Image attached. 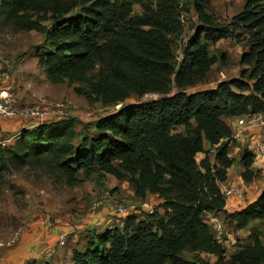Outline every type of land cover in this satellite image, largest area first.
<instances>
[{"label": "trees", "instance_id": "obj_1", "mask_svg": "<svg viewBox=\"0 0 264 264\" xmlns=\"http://www.w3.org/2000/svg\"><path fill=\"white\" fill-rule=\"evenodd\" d=\"M209 2L194 0L201 21L209 19ZM167 3L158 0L155 10L143 3V16L112 0L2 3L1 13L17 30L45 32L50 49L39 62L51 83L80 84L77 93L90 103L122 106L90 125L81 139L76 120L65 118L25 128L9 145L0 143V181L7 171L26 167L69 187L81 175L86 180L97 172L117 179L130 176L139 200L155 195L166 213L156 220V213L142 219L134 215L123 228L93 231L83 248L73 250L72 264H211L189 261L182 256L185 251L214 255L217 263L224 258L225 249L204 215L226 211L221 185L228 181L234 159L233 131L225 120L264 115V0H245L244 12L236 18L249 32L250 50L242 63L253 66L250 74L191 94L182 89L203 79L215 64L210 44L235 36L226 28L199 30L176 69L169 39L176 12ZM173 78L181 91L170 95ZM147 94L165 97L124 105L133 95ZM180 127L186 133L176 132ZM207 144L214 148V161ZM199 154L204 155L200 163ZM250 155L242 157L245 183L254 177L255 157ZM238 216L243 226L264 219V192ZM231 264H264V247L255 242L234 255Z\"/></svg>", "mask_w": 264, "mask_h": 264}, {"label": "rangeland", "instance_id": "obj_2", "mask_svg": "<svg viewBox=\"0 0 264 264\" xmlns=\"http://www.w3.org/2000/svg\"><path fill=\"white\" fill-rule=\"evenodd\" d=\"M112 1L131 5L133 14L139 16L144 15L143 3L153 4L154 10L158 4V0ZM166 1L176 12V27L169 35L174 55L173 65L176 69L182 62L184 47L199 30L226 28L235 36L232 39L210 44L209 56L214 58L215 64L203 79H194L192 86L182 91L191 94L214 89L222 81L241 79L243 73H246V76L250 74L253 66L242 63V57L250 50L249 32L236 20L244 12L245 0H210L206 11L209 17L207 21L199 19L194 9V0ZM3 2L4 0H0V59L2 69L8 72L9 79L2 84V87L9 88L20 105L41 106V108L63 106V117L56 116L51 121L75 119L79 139L90 133V125L99 118L115 113L121 108L122 105L103 106L101 103H90L82 94L77 93L78 89L83 87L80 84L69 81L62 84L51 83L39 62L41 55L50 49L45 32L17 30L15 24L8 21L1 13ZM50 25V21L43 24L47 28ZM203 42L206 43L205 38ZM170 89V95L181 91L177 88L174 78ZM164 97L159 94L133 95L124 102V105L158 101ZM193 125L195 126L194 122ZM232 126L233 129L236 128L235 123ZM178 131L186 133L184 127L177 128L176 132ZM206 147L211 152V161H214V148L208 144ZM246 152L251 153L247 144L231 145L230 155L234 159V167L228 179L231 184L244 185L245 196L242 202L237 206H234L236 203L232 202V205L222 213L204 215V220L210 228L213 226V217L223 225V234L220 239L225 249L223 260L217 263L218 259L214 255L192 251H185L182 254L185 259L194 262L206 261L211 264H231L234 255L246 247L253 246L255 242H259L264 247V219H251L243 226L238 216L255 203L264 192V159L252 160L251 169L254 171V177L250 183H245L242 178L244 170L242 157ZM203 158L204 155L199 154L198 163ZM80 179L76 186L69 187L39 169L26 167L21 170L7 171L0 181V256H3L10 248L9 244L13 242L16 233L36 220L48 219L53 223L60 220L73 225V221L79 219L84 229L88 227L92 230H85L81 234L80 240H85L93 231L107 229L104 226L116 205L140 201L135 195L130 176L117 179L97 172L86 180L81 175ZM107 194L110 198L103 207L99 208L98 219H96L97 216L92 213L91 208ZM146 197L145 200L152 203L156 213L152 220L165 216V210L161 207L162 201L155 195L147 194ZM147 215L148 213H143L138 216L142 219ZM105 220V223L97 224Z\"/></svg>", "mask_w": 264, "mask_h": 264}, {"label": "built area", "instance_id": "obj_3", "mask_svg": "<svg viewBox=\"0 0 264 264\" xmlns=\"http://www.w3.org/2000/svg\"><path fill=\"white\" fill-rule=\"evenodd\" d=\"M2 61L0 59V117L6 119H19L28 124L27 129L36 127L43 123L49 122L56 116L64 115L63 106L54 105L51 108H41V106H22L9 88L2 87L9 79L8 72L3 71ZM236 128L233 133V143L247 144L251 149V154L257 160L264 159V115L261 113H249L235 118ZM229 181L221 185L222 193L226 200V208L232 205V202L237 206L245 196V188L241 183L228 184ZM110 196L107 194L103 199L93 205L91 211L94 215H98L97 211L103 207ZM143 213L153 214L154 206L147 200H140L136 203L118 204L112 210L109 216V221L98 222L97 224L107 223L105 228L113 230L123 228L126 220L130 216L142 215ZM98 219V216L96 217ZM212 227L215 231L217 239H221L223 234V225L215 217L212 218ZM61 245H64V238L59 240ZM51 254V253H50Z\"/></svg>", "mask_w": 264, "mask_h": 264}, {"label": "crops", "instance_id": "obj_4", "mask_svg": "<svg viewBox=\"0 0 264 264\" xmlns=\"http://www.w3.org/2000/svg\"><path fill=\"white\" fill-rule=\"evenodd\" d=\"M225 121L234 133L232 125L235 123V118H227ZM25 128H28L25 121L0 117V143L4 145L13 143ZM232 168L229 170L228 178ZM72 224L63 223L60 220L53 223L48 219H40L25 225L16 233L7 252L0 256V264H32L34 262L72 264L73 250L83 248L90 238L89 235L87 239L84 237L85 240H80L81 234L85 230H91L88 227L84 229L79 219H75ZM61 238H64V245L59 242ZM84 241L86 242L83 244Z\"/></svg>", "mask_w": 264, "mask_h": 264}]
</instances>
